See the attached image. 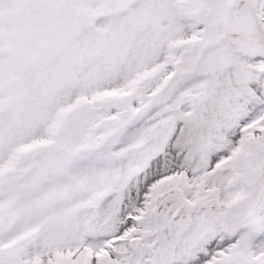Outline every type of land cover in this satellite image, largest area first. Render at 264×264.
I'll use <instances>...</instances> for the list:
<instances>
[{"label": "snow or ice", "instance_id": "snow-or-ice-1", "mask_svg": "<svg viewBox=\"0 0 264 264\" xmlns=\"http://www.w3.org/2000/svg\"><path fill=\"white\" fill-rule=\"evenodd\" d=\"M0 264H264V0H0Z\"/></svg>", "mask_w": 264, "mask_h": 264}]
</instances>
